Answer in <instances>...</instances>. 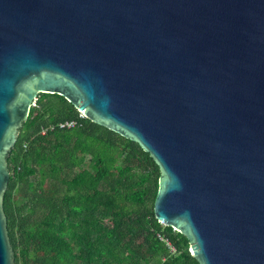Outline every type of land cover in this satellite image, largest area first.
<instances>
[{"label":"water","instance_id":"95a60500","mask_svg":"<svg viewBox=\"0 0 264 264\" xmlns=\"http://www.w3.org/2000/svg\"><path fill=\"white\" fill-rule=\"evenodd\" d=\"M39 94L150 154L155 219L198 264H264V0H0V264L6 157Z\"/></svg>","mask_w":264,"mask_h":264},{"label":"trees","instance_id":"16d2710c","mask_svg":"<svg viewBox=\"0 0 264 264\" xmlns=\"http://www.w3.org/2000/svg\"><path fill=\"white\" fill-rule=\"evenodd\" d=\"M6 162L14 264H198L188 239L155 219L161 172L150 154L78 120L64 97L38 95Z\"/></svg>","mask_w":264,"mask_h":264},{"label":"built area","instance_id":"2783aa9c","mask_svg":"<svg viewBox=\"0 0 264 264\" xmlns=\"http://www.w3.org/2000/svg\"><path fill=\"white\" fill-rule=\"evenodd\" d=\"M76 115H77V119L78 120H83L84 119V116H83V114L81 112H77L76 111ZM74 127H75V123L74 122H69V123H66L64 125H61L60 129H68V130H70V129H73ZM159 239L162 240L161 237H159Z\"/></svg>","mask_w":264,"mask_h":264}]
</instances>
